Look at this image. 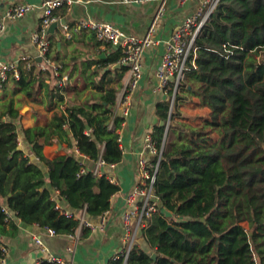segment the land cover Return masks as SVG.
I'll return each mask as SVG.
<instances>
[{
	"label": "trees",
	"instance_id": "1",
	"mask_svg": "<svg viewBox=\"0 0 264 264\" xmlns=\"http://www.w3.org/2000/svg\"><path fill=\"white\" fill-rule=\"evenodd\" d=\"M194 45L186 77L157 106L165 124L154 128L158 155L151 161H159L160 208L138 229L146 250L137 237L126 262L117 255L109 264H264V0H219ZM119 59L114 53L108 61ZM55 65L57 77L53 70L23 73L2 104L0 200L27 225L72 235L79 221L61 215L57 201L74 216L86 209L88 218H99L120 188L75 153L49 159L44 148L66 143L91 161L101 156L116 165L125 118H113L117 93L108 90L99 103H72L45 126L24 128L15 96L39 103L43 91L49 108L64 101L57 86L63 65ZM96 86L105 88L103 81ZM194 103L202 113L187 119L182 108ZM20 136L33 158L19 149ZM6 222L0 206V224Z\"/></svg>",
	"mask_w": 264,
	"mask_h": 264
},
{
	"label": "crops",
	"instance_id": "2",
	"mask_svg": "<svg viewBox=\"0 0 264 264\" xmlns=\"http://www.w3.org/2000/svg\"><path fill=\"white\" fill-rule=\"evenodd\" d=\"M204 0H140V2L124 3L123 0H72V5L59 8L55 15L59 17L58 27L49 31L52 41L51 56L63 65L62 85L57 86L64 94V101L53 107H48V99L42 91L39 99H29L22 95L15 96V108L22 115L24 128L45 126L50 122L56 112H63L69 104L99 103L101 97L108 90L116 93L123 86L125 67L120 66L119 61L111 62L114 53L120 51L111 46L100 43L90 31H72V38L66 36L64 26L74 27L83 20L108 22L124 33L136 37H145L154 22L155 15L160 5L163 4L165 14L156 24L153 31L155 44L150 46L143 57V76L138 88L129 99V115L125 117L120 135L122 161L116 165L106 166L103 173L112 178L119 186L120 191L113 197L109 216L112 221L105 230L96 229L83 233L78 239H72L70 235L51 236L46 229L38 225H27L14 215V219L0 224V244L8 248L7 255L0 264H33L41 257L33 237H40L47 248L57 256L73 260L75 264H109L110 260L117 256L126 247V241L121 226V215L126 208V198L133 192L141 175L138 160L146 156L153 160L150 149L147 147L146 137L153 134L154 128L161 125L162 121L158 112V104L170 100L169 92L156 89L155 73L166 51V43L172 34L182 25L184 20L197 12ZM43 0H0V18L14 5H33L36 8L27 12L22 18L9 22L6 30L0 36V60L7 62H20L24 58H38L39 49L34 42V35L41 29L43 11L39 5ZM40 61L41 59L38 58ZM45 64L42 61L35 65L31 71L41 70ZM23 67V65H22ZM52 70V66L48 68ZM125 69V70H124ZM96 72L95 75L93 73ZM27 73V72H26ZM53 82L45 76V82ZM103 81V89L97 88V84ZM95 82V84H93ZM15 81H11L7 87L0 91V115L2 104L13 98L12 88ZM106 104L105 102H103ZM5 118V117H4ZM19 149L33 158L29 146L22 136L19 138ZM67 153H75L76 148H68L67 144L55 143L44 148V154L49 159L64 157ZM77 156V155H76ZM86 169H93L95 164L89 158L82 160ZM60 202V201H59ZM108 216V217H109ZM100 218H89L95 225ZM137 239L144 246L141 232ZM76 244L73 252L68 249Z\"/></svg>",
	"mask_w": 264,
	"mask_h": 264
},
{
	"label": "built area",
	"instance_id": "3",
	"mask_svg": "<svg viewBox=\"0 0 264 264\" xmlns=\"http://www.w3.org/2000/svg\"><path fill=\"white\" fill-rule=\"evenodd\" d=\"M192 0H183V2ZM124 3H136L140 0H123ZM219 0H204L201 2L200 8L193 15L187 17L182 25L172 34L171 38L166 43V51L162 56L160 65L158 66L156 77V89L159 91L169 92L171 86H174L173 91L176 92L179 83L186 77L188 73L187 60L192 51H196L195 38L200 32L204 23L209 19L213 13ZM72 5V0H43L39 8L43 11L41 29L38 34L34 35V42L39 49L38 58H24L20 62H7L0 60V91L4 90L11 81H19L22 74L32 70L35 65L45 61L41 66L42 71H48L52 66L54 76H59L60 67L56 66L48 57L51 50V40L49 38V30L52 24L59 23V17L55 15V11L59 8L68 7ZM33 5L17 4L8 9L0 18V36L6 30V25L9 22L16 21L22 18L27 12L34 10ZM165 14V8L159 6L155 15L154 22L150 27L145 37H136L131 34L124 33L122 30L108 22H99L94 20H83L78 22L74 27L64 26L66 36L72 38V31H90L92 32L100 43L109 45L120 51L119 64L125 67V75L123 78V86L117 93L116 105L114 108L113 118L127 117L129 115V99L133 92L138 88L140 80L143 76V57L144 53L150 46L155 44L153 39V31L156 24L162 19ZM23 65V67H22ZM59 86L62 85V80H58ZM113 124L110 125L112 129ZM120 141V139H119ZM147 147L150 149L151 155H158V149L153 142L152 136L146 137ZM76 155L78 158L84 160L79 150L76 148ZM83 163V162H82ZM95 164L92 169L93 174L97 176L104 175L103 169L106 167L105 161L100 156L98 160L93 161ZM141 179L136 184L135 189L126 198V208L121 215V226L126 241L124 251L118 254L124 256L125 262L128 260L130 251L137 238V231L141 226L144 215L150 216L157 212L160 208V203L154 195V184L156 180V172L159 166V161L153 164L146 156H141L138 160ZM111 183L115 184L112 178H109ZM116 185V184H115ZM2 212L5 215V221L10 222L14 219L15 213L11 211L6 204L0 200ZM56 210L61 215L67 217H75L78 221V228L72 235V239H78L84 229L94 231L96 229L105 230L106 226L112 221V216L106 212L100 218L99 224L95 225L90 221L86 209L79 212L76 216L71 210L62 207L61 203L57 201ZM109 216V217H108ZM49 235L57 236L58 234L53 229H46ZM33 242L38 248L41 257L33 264H75L73 260H68L65 257L57 256L50 251L40 237L34 236ZM76 244L68 249L69 252L74 251ZM0 253L2 256L7 255L8 248L0 244ZM0 261L2 259L0 258Z\"/></svg>",
	"mask_w": 264,
	"mask_h": 264
},
{
	"label": "rangeland",
	"instance_id": "4",
	"mask_svg": "<svg viewBox=\"0 0 264 264\" xmlns=\"http://www.w3.org/2000/svg\"><path fill=\"white\" fill-rule=\"evenodd\" d=\"M182 109H183L184 115L187 116V119H189V118L193 119L196 117V115L199 116L202 113L198 107V104H195V103L191 104V105H187V106L183 107ZM136 241H139V240H136ZM141 241L142 240H140L139 242H141Z\"/></svg>",
	"mask_w": 264,
	"mask_h": 264
},
{
	"label": "water",
	"instance_id": "5",
	"mask_svg": "<svg viewBox=\"0 0 264 264\" xmlns=\"http://www.w3.org/2000/svg\"><path fill=\"white\" fill-rule=\"evenodd\" d=\"M57 27H58V23H54V24L51 25L49 31H50V32H53ZM172 106H173V103H172ZM164 124H165L164 122H161V126L164 125ZM87 129H88V130L90 129L89 126H87ZM59 145H61V144L59 143ZM152 256H153L154 259L156 258V255H155V254L152 255Z\"/></svg>",
	"mask_w": 264,
	"mask_h": 264
}]
</instances>
